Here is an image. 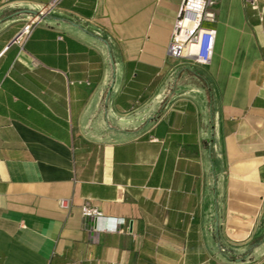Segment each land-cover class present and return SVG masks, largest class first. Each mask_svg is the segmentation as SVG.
Wrapping results in <instances>:
<instances>
[{
	"label": "crops",
	"instance_id": "0c3cea01",
	"mask_svg": "<svg viewBox=\"0 0 264 264\" xmlns=\"http://www.w3.org/2000/svg\"><path fill=\"white\" fill-rule=\"evenodd\" d=\"M52 1L0 0V264H264V1L217 0L207 65L167 54L183 0H59L15 42Z\"/></svg>",
	"mask_w": 264,
	"mask_h": 264
},
{
	"label": "built area",
	"instance_id": "2783aa9c",
	"mask_svg": "<svg viewBox=\"0 0 264 264\" xmlns=\"http://www.w3.org/2000/svg\"><path fill=\"white\" fill-rule=\"evenodd\" d=\"M253 9H259L258 0H247ZM264 1V0H263ZM59 2L53 0L47 7L33 15L24 27L16 35L14 41L25 43L35 27L41 23L43 17ZM217 0H183L180 6L178 18L174 24L172 39L167 49V54L173 58L186 59L196 65H207L213 58L217 29L209 24L217 20ZM63 206H67L62 201ZM82 213L86 217H93L100 224L97 231H117L124 224L125 219H115L113 225L107 226L109 220L97 207L83 205Z\"/></svg>",
	"mask_w": 264,
	"mask_h": 264
},
{
	"label": "trees",
	"instance_id": "16d2710c",
	"mask_svg": "<svg viewBox=\"0 0 264 264\" xmlns=\"http://www.w3.org/2000/svg\"><path fill=\"white\" fill-rule=\"evenodd\" d=\"M195 71H196V70H195ZM204 82H205V84L208 86L209 90H211V91H212V89H211V87H210V83H209V81L205 79V81H204Z\"/></svg>",
	"mask_w": 264,
	"mask_h": 264
},
{
	"label": "rangeland",
	"instance_id": "374dc122",
	"mask_svg": "<svg viewBox=\"0 0 264 264\" xmlns=\"http://www.w3.org/2000/svg\"><path fill=\"white\" fill-rule=\"evenodd\" d=\"M180 60H181L183 63H188V62H189L188 60H186V59H182V58H180Z\"/></svg>",
	"mask_w": 264,
	"mask_h": 264
}]
</instances>
